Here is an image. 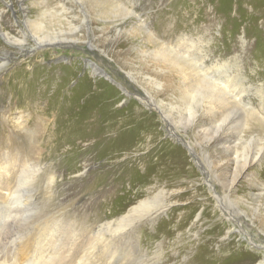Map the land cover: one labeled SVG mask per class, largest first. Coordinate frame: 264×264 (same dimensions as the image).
<instances>
[{"label":"rangeland","instance_id":"1","mask_svg":"<svg viewBox=\"0 0 264 264\" xmlns=\"http://www.w3.org/2000/svg\"><path fill=\"white\" fill-rule=\"evenodd\" d=\"M7 1L10 6L15 3L13 7L19 11L24 7L21 3H26L27 17L32 19L40 16L44 8L56 6V2L65 4L69 9L65 11L68 20L73 21H70L73 26H82L79 30L85 28L87 34L83 33L85 42L61 47L44 45L37 51L26 50L17 59L15 56L20 53L7 54V50H0L6 59L1 61L4 65L0 69L6 70L5 74L0 72V262L18 264L13 263L15 257L25 261L29 254L40 252L43 247L33 244L36 239L32 227L53 223L52 227L90 229L115 220L146 198L156 207L173 204V211L160 217L157 236L149 238L152 230L146 224L141 228L145 254H159L168 264H191V258L202 247L208 248L207 264H255L262 260L264 255L259 250L264 251V114L261 116L264 11L262 15L255 11L264 9V0ZM133 9L135 13L129 12ZM102 27L110 29L103 36ZM26 30L31 32L30 27ZM182 33L198 42L201 67L197 72L208 74L211 68L229 70L232 81L245 92L246 99L241 105H236L232 98L223 99L221 108L211 112L204 104L191 125L189 121H175L172 115L176 111L167 118L162 116L149 98L153 102L148 99L150 106L145 112L151 121L142 123L132 148L112 151L114 140L108 139L115 136L112 130L98 138L89 137L91 141L89 138L75 141L77 124H74L75 115L69 111L74 97H80L79 105L88 98L80 83L84 78L91 83L95 80L89 62H98L105 69L116 81H110L111 85L128 86L127 97L117 87L120 97L116 102L120 116H128L138 94L150 95L130 85L133 80L127 73L129 66H120L116 50L131 51L133 60L140 66V50L155 48L152 35L170 42ZM59 34L64 38L76 37L71 30ZM174 41L171 44L175 46L178 42ZM94 44L101 47L93 48ZM205 53L210 56L205 57ZM58 63L65 64L61 77L65 78L67 70L71 74L66 81L57 83V74L48 76V72ZM32 71L37 81H28L40 88L32 89L33 93L23 99L16 83L24 75L30 79ZM147 72L156 74L155 69ZM151 95L155 101L162 97L155 90ZM166 100L172 97L167 96ZM47 101L52 102V107L45 110ZM166 110L171 111L169 105ZM137 120L142 119L137 117ZM210 128L215 135L212 142H209ZM145 129L149 136L144 137ZM243 146H246L244 151ZM236 175L240 180L228 192L225 181L230 182ZM226 193L228 197L220 206L215 196ZM223 224L230 226L234 235L230 233L226 237ZM165 227L170 230H164ZM82 232L83 238L89 237L90 244L85 249L81 244V248L75 245L71 250L76 251L75 259L65 257L58 264H78L79 259L88 264L101 262L103 252L92 244L94 233ZM229 238L244 242L241 248L248 247L231 261L226 258L237 243ZM120 244L118 248L122 247ZM193 264L201 263L196 260Z\"/></svg>","mask_w":264,"mask_h":264},{"label":"bare ground","instance_id":"2","mask_svg":"<svg viewBox=\"0 0 264 264\" xmlns=\"http://www.w3.org/2000/svg\"><path fill=\"white\" fill-rule=\"evenodd\" d=\"M46 1L47 0H45V2ZM3 3L4 6L0 7V38L2 37V39H0V45L1 44L3 45L2 47H0V50L2 49L7 50L6 51L7 54H12L13 52L20 53L18 56L17 55L15 56V59H17L18 57L20 58L21 54L26 50L32 51L34 49L35 51H37L39 47H43L44 45L47 46L56 45L61 47V46L70 45L71 43L75 44L76 41L77 43L86 41L85 35L83 34L86 33L85 28L79 30V28H81L82 26L78 27V26H73V24H71V22L73 21L68 20L69 17L67 18L68 15L66 16L65 14V11L67 12L68 9L65 7V4L61 5L58 2H56L57 4L56 6L50 8L49 7L44 8L40 16H37L36 18L32 19L30 17H27V14L29 13V8H28L29 6L26 3L25 4L21 3V6H24L22 11L17 10L16 7H13L15 3H11L13 6H10L9 1L7 0H3ZM255 5H259V4H255ZM9 7H13V8H9ZM11 10L13 11V13H11ZM255 10L256 9H253V11ZM263 11L264 9L259 8L258 12L255 11V13H259V15H262ZM129 12L135 13L134 9L130 10ZM28 27H30L31 32H27L26 28ZM66 30H71L76 37L64 38L62 37L61 34H59V33H64ZM101 30L102 31L100 35L103 36L107 32H109L108 30L110 29L107 27H102ZM149 32L153 33L152 31ZM157 37L155 35H152L155 48L140 50L138 55L140 58L139 61L142 62V64L140 63L141 64L140 66L138 65V63H136V61L133 60L134 56L132 55L131 51L116 50V58L120 66L122 68H125L123 66H127V67L129 66L127 73L133 80V83H130V85L134 86V88L136 89L140 88L143 92H146V94L148 93L150 95V97H148L143 94H138V97L135 98L136 104L132 108V111H130L131 115L120 116L121 115L120 110L116 106V102L120 97L119 94L120 90L125 94L126 97L127 94H129L130 89L128 88V86H125L124 84L121 83L119 84L116 83L115 84L116 86L111 85L109 83L110 81L114 83L116 81H113V78L105 71V69L101 68L100 64H97L98 62L97 63L89 62L90 73L93 75V78L95 80L93 81V83H91V80L84 78L81 79L83 81L80 83L81 91H87L86 96L88 98L86 102L83 100L85 103L79 105L77 101L80 97L78 95L77 97H74L73 101L71 102L73 106L69 111V114L73 112V114L75 115L74 124L75 125L77 124L75 126L76 128L73 135L75 141L78 140L84 141V139H88L91 136L98 138L100 135L103 136V133L112 130L115 133L114 134L115 136L112 137L111 135L110 136L111 138H108L109 140L112 138L114 140V145L112 148H110L112 151L120 150V148L125 150L132 148L133 146H135L134 145L135 143H133L134 137L139 133H141L142 123L143 122L149 123V121H151V116L146 114L145 112V109L148 106H150V104L148 103L149 98L154 100V103L156 104L155 108H158L157 110H159L162 116L164 114V116L167 118V116L168 117L171 116L170 114H172V112L176 111L172 115L175 121L177 122L178 120H180V122L189 121L191 125L195 123L196 121L195 119L197 118L199 111L204 104H207V109L213 112L215 111V109L219 107L221 108V106L223 105L222 103L225 102L223 101V99L228 101L229 98H232L235 101L236 105L237 104L241 105L243 100L246 99L245 97L246 95L243 88H238L236 83L232 81L231 75L229 74L230 73L229 70L222 71L217 68H211L208 74H199L197 72L198 70H200L201 66L198 63L200 56L198 53L199 48H197L198 42L195 38H192L191 36L186 35L184 33H182L175 41L171 40L170 42L163 41V39L158 40ZM173 41L178 42V44H176L175 46L172 45L171 43H173ZM92 46L93 48L101 47L97 44H94ZM175 48L177 49L179 48L183 50L184 52L188 53V55L183 53L180 54V51L179 50L177 51V49L175 50ZM204 56L209 57L210 55L208 53H205ZM4 59L5 58L0 55V69L3 68L4 64L2 62ZM63 65L65 64L58 63L55 66H52L54 67L53 70H50L48 72V76L53 75V73L57 74V77H59L57 80H55L57 81V83L58 81H66V79L71 74V70H67L65 73V78L61 77L64 67ZM6 68L7 67H5V69ZM20 69L22 70L23 68ZM154 69L156 72L154 76L147 72L148 70L154 71ZM168 71L172 72V74L170 75ZM0 72L4 73L6 72V70L5 71L1 70ZM16 72L15 74L18 73ZM30 75H31L30 79H28V77L24 75V77L20 78V81L16 83V86L19 90V94L23 96V99H25L28 93L31 92L33 93L32 89L40 88V85H38L37 87L36 86L37 84L30 82V81H37V79H35L34 77L33 71L31 72ZM14 81H16V79H14ZM188 81H192V83L189 84ZM117 87H119L120 90ZM153 90H155V92L159 94L160 93L162 94V97L157 98V101H155V99L151 97L152 96L151 92ZM40 92L41 89L39 90V93ZM80 93L81 92H78V94ZM167 96L172 97V100L169 101L166 100ZM151 99L149 100L152 101ZM184 102H186L185 107L182 106ZM24 104L25 105L28 104V101L27 102L25 101ZM51 105L52 102L49 103L47 101L45 103L44 109L47 110L51 108L52 107ZM168 105L170 106V110H171L170 112L166 110ZM183 111H185L184 114ZM263 114H264V110H262L261 116ZM60 117L62 118L63 115L61 114ZM137 117H140V119L142 120L138 122ZM219 120L215 119L216 122ZM223 122L224 120L219 124L221 125V123L223 124ZM246 123H248L247 120ZM147 131L148 130L146 129L143 130L144 137H146L147 135L149 136V133ZM210 131L212 135L209 138V142H212V140L215 138L213 136L215 135L213 133L212 128H210ZM214 132L217 133V131ZM121 136L123 137L121 138ZM82 144L85 143L83 142ZM162 147L159 146L158 149L161 150ZM245 148L246 146H243L241 147V150L244 151ZM238 154L240 155L241 153L238 152ZM239 177H240L239 175H236L233 177V179L230 182H228V180L225 181L227 185L226 188L229 189L228 192H231L230 189L232 191L234 190L235 186L238 184L240 180ZM213 187L214 186L211 185L212 189ZM1 189L4 190L5 188L2 187ZM215 197H216L215 198L216 203H219L221 206L224 205V200L228 197V194L227 193L220 194V195H216ZM151 202H152V206H151ZM154 206L155 205H153V201H151L150 198H146L141 202H138L137 205L130 208L126 213L121 214L115 220H110L105 223L103 222L101 225L90 229L67 228L68 226L65 227L63 225L64 223L61 224V226H64L65 228H61L58 225L57 227L56 226L52 227L53 223L51 225L48 224L47 226L41 225L40 227H34V228L32 227L31 229L33 230H31V232L33 233L36 239L33 241V244L37 245L38 248L40 246L43 247V248L40 247L42 251L40 250V252H37L39 250L36 249L37 251H34V253L31 254L32 256L30 254L28 255L30 257L25 260L26 262L22 260L20 261L18 257H15L13 263L58 264L65 257H68L69 259L73 260L75 259L76 251L72 252L71 250L73 249V247H75V245H77V248L78 247L81 248L82 247L80 246L81 244L83 245V249H85L84 246L86 244L87 245L90 244L89 237L83 238L84 233L82 231H84V232L94 233L95 238L93 239L92 244L95 245L94 246L95 249L99 248V250L103 252L102 254L103 257L101 259V262L100 263L92 262V264H168L166 262V259L164 257H161L159 254H157L156 256L154 255L149 256L148 254H145L147 251L146 252L144 251L145 247L142 244L143 243L142 238H144V235L141 231V228L144 227V224L147 225L148 230L149 229L152 230L151 231L152 234L151 235L149 234L150 235L149 238H153L154 235L157 236L156 234L159 233L157 228H160L159 227L160 217L162 215L167 216L168 212L173 211L172 208L173 204L171 205L164 204V206L161 205L159 207L156 206L154 207ZM223 225L224 227L222 226L221 227L225 229L224 235L226 237H228L230 233L234 235V232L231 230L230 226H227L226 224ZM163 229L168 230L166 227ZM66 230L71 231L70 233L72 234L68 235ZM165 232L166 231H164V233ZM245 238L246 237H244V239ZM229 239L231 240L236 238H229ZM235 241L237 244L233 245L235 247L234 250L233 249L230 250L231 252H229L228 254L229 257L226 258L228 261L235 259L237 256H241L242 254H244V251L248 250L247 246H243L241 248L242 246L241 244L244 242L238 241L237 239ZM247 242L249 243V241L246 240L245 243ZM119 244L122 246L121 248L117 247ZM67 246L68 249L71 251V253L68 252ZM22 248L24 247L22 246ZM22 248L21 250H23ZM259 252L264 255L263 250H259ZM207 253H208V248L201 247L200 252L191 258L192 259L190 260L191 264L195 263L196 260L199 261L201 264H207L205 262V258H207L208 256L206 255ZM1 258L2 256L0 255V259ZM95 259L96 258H94V260ZM188 261L189 260H187V262ZM77 262L78 264H88L85 263L84 260L82 259H79V261ZM5 263L6 260L0 262V264H5ZM255 264H264V258L256 262Z\"/></svg>","mask_w":264,"mask_h":264}]
</instances>
